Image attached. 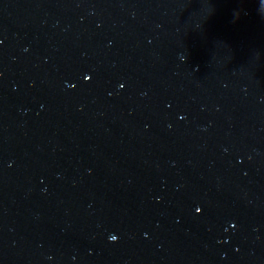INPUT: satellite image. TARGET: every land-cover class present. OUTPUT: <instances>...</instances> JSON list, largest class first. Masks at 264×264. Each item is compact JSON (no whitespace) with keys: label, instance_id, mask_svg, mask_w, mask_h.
<instances>
[{"label":"water","instance_id":"95a60500","mask_svg":"<svg viewBox=\"0 0 264 264\" xmlns=\"http://www.w3.org/2000/svg\"><path fill=\"white\" fill-rule=\"evenodd\" d=\"M0 264H264V0H0Z\"/></svg>","mask_w":264,"mask_h":264},{"label":"snow or ice","instance_id":"6c2138e0","mask_svg":"<svg viewBox=\"0 0 264 264\" xmlns=\"http://www.w3.org/2000/svg\"><path fill=\"white\" fill-rule=\"evenodd\" d=\"M85 79H88V77L85 76ZM196 211H197V212H200L201 209H200V208H197ZM110 238H111L112 240H116L117 237H116V236H111Z\"/></svg>","mask_w":264,"mask_h":264}]
</instances>
